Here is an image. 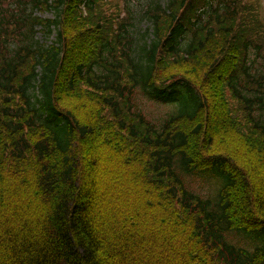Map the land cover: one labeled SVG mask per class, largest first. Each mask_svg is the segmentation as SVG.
Wrapping results in <instances>:
<instances>
[{
	"label": "trees",
	"instance_id": "trees-1",
	"mask_svg": "<svg viewBox=\"0 0 264 264\" xmlns=\"http://www.w3.org/2000/svg\"><path fill=\"white\" fill-rule=\"evenodd\" d=\"M119 4L0 0V264H264V0Z\"/></svg>",
	"mask_w": 264,
	"mask_h": 264
},
{
	"label": "rangeland",
	"instance_id": "rangeland-1",
	"mask_svg": "<svg viewBox=\"0 0 264 264\" xmlns=\"http://www.w3.org/2000/svg\"><path fill=\"white\" fill-rule=\"evenodd\" d=\"M51 1V0H50ZM159 2L160 5H165L168 0H155ZM121 4L125 3L127 5L133 16L136 28L138 29H146L150 28V22L146 18H142V12L145 10V7L151 4V0H119ZM121 4L119 6L121 7ZM35 14L42 18H52V11H35ZM133 21V19H132ZM36 37L38 41L47 45L50 44L51 41L54 40L55 31L52 30L50 33H43L40 27L36 28ZM152 38L151 34H147L144 38L145 40H149ZM187 73V71H186ZM141 86L138 85L134 92V105L135 110L140 111L143 115L154 124L155 127H160L164 120H166L170 115L179 112L180 106L178 102H162L158 101L157 98L146 97L145 94H142ZM70 102H73V99H70ZM68 104V103H67ZM257 113V112H256ZM241 157V156H240ZM185 180L184 183L186 187L191 190L194 194H198L202 197H209L216 192L218 181L214 175L208 173H197L191 172L189 174H184Z\"/></svg>",
	"mask_w": 264,
	"mask_h": 264
},
{
	"label": "bare ground",
	"instance_id": "bare-ground-1",
	"mask_svg": "<svg viewBox=\"0 0 264 264\" xmlns=\"http://www.w3.org/2000/svg\"><path fill=\"white\" fill-rule=\"evenodd\" d=\"M136 111V110H135ZM137 112H140V111H137ZM140 113H142V112H140ZM143 114V113H142Z\"/></svg>",
	"mask_w": 264,
	"mask_h": 264
}]
</instances>
